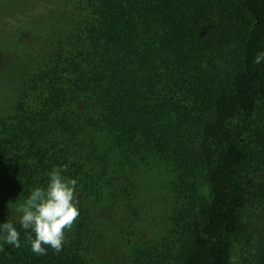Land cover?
Returning <instances> with one entry per match:
<instances>
[{
    "label": "trees",
    "instance_id": "1",
    "mask_svg": "<svg viewBox=\"0 0 264 264\" xmlns=\"http://www.w3.org/2000/svg\"><path fill=\"white\" fill-rule=\"evenodd\" d=\"M259 52L264 0H0V264H264ZM60 166L79 217L36 255L16 208Z\"/></svg>",
    "mask_w": 264,
    "mask_h": 264
},
{
    "label": "clouds",
    "instance_id": "2",
    "mask_svg": "<svg viewBox=\"0 0 264 264\" xmlns=\"http://www.w3.org/2000/svg\"><path fill=\"white\" fill-rule=\"evenodd\" d=\"M264 61L259 52L254 63ZM66 166L54 168L48 173L46 186H36L23 204L16 208L18 222L26 232L27 242L36 255H46L47 248L59 253L65 242V233L79 217L75 179H66L61 173ZM0 233L5 243L20 247V231L11 220L0 223Z\"/></svg>",
    "mask_w": 264,
    "mask_h": 264
},
{
    "label": "rangeland",
    "instance_id": "3",
    "mask_svg": "<svg viewBox=\"0 0 264 264\" xmlns=\"http://www.w3.org/2000/svg\"><path fill=\"white\" fill-rule=\"evenodd\" d=\"M258 209H255V213L257 215ZM259 224L264 225V217L262 219L256 220ZM260 234L259 232L257 233L256 236V244L258 243V240L260 239ZM238 257L243 261V263H246L248 261V264H254V259L256 257L255 255V249L250 246V244H244L240 245L238 247Z\"/></svg>",
    "mask_w": 264,
    "mask_h": 264
}]
</instances>
